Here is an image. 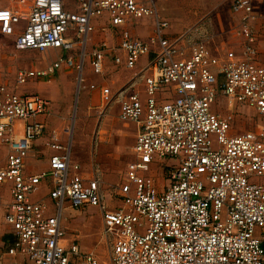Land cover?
Instances as JSON below:
<instances>
[{
  "label": "built area",
  "instance_id": "2783aa9c",
  "mask_svg": "<svg viewBox=\"0 0 264 264\" xmlns=\"http://www.w3.org/2000/svg\"><path fill=\"white\" fill-rule=\"evenodd\" d=\"M70 1L76 10L69 0L0 6V30L15 36L14 47L63 53L44 68H19L16 84L53 79L63 66L82 70L87 58L102 75L110 55L129 69L148 57L118 89L101 88L103 107L118 103L120 118L137 126L133 159L108 194L98 171L87 176L72 162L71 142L56 129L47 131L49 100L0 84V147H7L0 184H10L4 219L12 229V264H101L69 236L66 204L100 209L110 264H264V122L232 135L233 113L216 109L225 98L230 108L250 106L264 119L255 3L233 1L240 46L220 56L211 52L213 35L204 27L170 33L157 0ZM101 17L108 29L120 30V42L103 41L89 53L93 20ZM147 17L155 20L149 37L127 28ZM44 139L49 167L29 172V154ZM47 180L52 205L33 197Z\"/></svg>",
  "mask_w": 264,
  "mask_h": 264
},
{
  "label": "rangeland",
  "instance_id": "374dc122",
  "mask_svg": "<svg viewBox=\"0 0 264 264\" xmlns=\"http://www.w3.org/2000/svg\"><path fill=\"white\" fill-rule=\"evenodd\" d=\"M159 6L161 15L169 21L172 31L175 33H180L189 27H204L206 30H209L206 27L207 25L205 24V21L208 24V19H210L211 16L216 15L219 16V20L223 23V27L230 26L229 28H225L227 31L236 25L235 21L232 25H230L232 19L231 15H228V0H159ZM216 9H218V11H216ZM135 22L136 20L134 23ZM141 22L142 20H137L134 27L136 28L139 24H142ZM150 30V26H145L143 24L139 28V32L143 34H146V31L148 32ZM234 30L235 29H233V33L229 32L227 38L224 36V38L221 37L220 40H218L215 39L214 36L212 37L214 40L212 44L217 47V54L220 56L225 54L223 52L236 49L240 46V40L234 36ZM100 36V32L96 33V38H100ZM12 37L15 40V36ZM14 40L11 42L12 48L10 49H7L2 44V48L0 50V64L2 65V68L5 66L4 63L9 60V57L11 59H15V54L18 52L22 53L19 61L23 64V66H29L32 62L37 66H41L44 64L45 59H48L46 54L43 55L38 50L17 49L14 47ZM258 43L261 44L260 39H258ZM6 55H8V58ZM261 60L264 64L263 56ZM89 70L91 71V68L87 63V71L89 72ZM65 71L67 72L68 70L65 69ZM3 72H5V74L8 73L7 70H3ZM3 72L1 70L0 73ZM61 72H64V70L59 71L60 74L57 73L53 81L47 82V84H54L56 82L60 88L62 97H67V100L56 99L53 100V102L51 100V102L60 106H66L63 105V103H68L69 113L67 123L70 125L71 131L73 128L78 129L82 128V126L91 129V133L94 132V145L98 144V142L104 143L106 140L104 136L107 134L114 135L115 137V146L112 151L103 153L102 156L104 160L102 163L100 160L94 159L96 158L95 148H86L83 150V153H75V159L77 161H79L78 158L81 154V156L89 158L87 165H83L86 170L90 169L93 162L99 165L103 172L104 188L108 194H110L113 190V186L120 184L124 178L123 173L126 163L132 157V144L134 143V136L130 132H128V134L120 133L119 129L124 126L118 119V106H116L117 108H114V110L110 113L107 111L105 114L101 113L99 87L101 83H107L113 90H115L120 87L127 75L124 76L123 73H120L123 74L121 79L116 78L115 72H107L102 77L93 75V79L88 80L87 83H95L98 85L95 88L96 90H90L88 86L86 88L81 87L80 80L73 82L71 79H75V77L72 76V74L66 73L67 78L63 79L61 77ZM118 76L119 75H117V77ZM23 85L20 90H34L33 84L26 86ZM238 106L240 105L230 108L226 103L219 105L221 114L233 113L234 121L232 126L234 133H242L252 130L260 121L264 122V119H261L254 109L247 107H242L240 109L241 106L239 108ZM105 126L110 127L106 128ZM97 135H100V137L97 138ZM90 157H92V159H90ZM45 183L46 182H43L42 187H44ZM41 193L42 192L38 193L37 196ZM45 193L41 196H44ZM115 202H113V204H116ZM1 205L2 202L0 201V206ZM63 218V224L67 229L69 236L78 238L81 244L80 246H82L84 250L95 252L99 256L101 264H110L111 251L110 246H107L105 240L103 239L102 219L99 208L88 207L84 210H78L66 204L63 209Z\"/></svg>",
  "mask_w": 264,
  "mask_h": 264
},
{
  "label": "crops",
  "instance_id": "0c3cea01",
  "mask_svg": "<svg viewBox=\"0 0 264 264\" xmlns=\"http://www.w3.org/2000/svg\"><path fill=\"white\" fill-rule=\"evenodd\" d=\"M229 1V7H228V15H231V23L230 25H232V23H236V25L230 29H228V31L225 28H229L230 26H222V22L219 20V16H211L210 19H208V24L205 21V25L209 31L211 32V34L214 36L215 39L220 40L221 37L227 38L229 35V32L233 33V29H236L239 25V18L238 16L233 12L232 9V4L234 0H228ZM255 5L258 8V12H259V20L256 24V35L258 37V39H260L261 44H259L257 42V62L260 65L264 64L262 63V56L264 57V0H252ZM158 6H159V0H157ZM8 4V0H0V6H4ZM69 9L71 10H76L75 5L72 4V2L69 0ZM160 7V6H159ZM216 11H218V9H216ZM166 19V18H165ZM142 20V24L143 25H147L150 26L151 30L150 31H146V34L140 33L139 32V28L141 27L142 24H139L136 28L134 27V25H136V22L134 23L135 20H133L132 22H130L127 25V28H129L133 34L139 36V37H143V38H147L149 37L152 33H153V27H154V19L153 18H143L140 19ZM93 26H94V30L93 32L90 34L89 39L87 41V47L86 50L87 52L90 53V51L95 47V45H98L99 43L106 41L111 47L117 46L120 42V30L119 29H108V23L106 22L105 17H101L98 19L93 20ZM153 28V29H152ZM170 33L174 34L175 32L172 31V28L170 27ZM100 32L101 36L100 38H96V33ZM178 33V32H177ZM235 34V33H234ZM14 35H6L4 33L1 32L0 30V50L2 48V44L3 46H5L7 49L12 48L11 46V42L14 40L13 37ZM145 36V37H144ZM235 37L238 38L237 34L234 35ZM239 39V38H238ZM257 39V40H258ZM240 40V39H239ZM15 41V40H14ZM212 41V42H211ZM210 41L209 46H210V50L211 52L214 53H218L217 47L212 44L213 43V39ZM15 46V44H14ZM226 52V51H225ZM223 52V53H225ZM40 53H42L43 55L46 54V56L48 57V59H45L44 64H42L41 66H37L35 63H31L29 66L28 65H24L22 63H20L19 59L21 58V52H18L15 54V59H11L9 57V60H7L4 64L5 66L2 68V65L0 64V72L2 70H7L8 73L5 74V72L0 73V84H8L11 88L15 89L17 92L19 93H26V92H30V93H38L40 96H42L43 98L49 100L50 102V114L49 116L46 117V123H47V131L50 132L54 129L58 130L61 132V136L62 138L65 140V142H71V146H72V152L74 153L73 158H72V162L76 163L80 166L81 168V172L87 176H91L93 172L98 171L99 172V177L102 179L103 181V188H104V179H103V172L100 169L99 165H97L96 163H92V165L90 166L89 170H86L83 165H87V161L89 160V158H85L84 156H79V161H77L75 158V153H83V150L86 148H90V149H96V158L94 159H98L101 161L104 160L103 158V153L106 152H110L113 150L114 146H115V137L114 135H105L104 137L106 138L104 143H99L94 145V132L91 133V129L86 128L85 126H82V128H78V129H74L71 131V127L70 125H68L67 123V117H68V113H69V109H68V103L63 105L66 106H60L57 105L55 103H52L53 100H67V97H62V94L60 92V88L58 86V84L55 82L54 84H47V82H52L53 79H49V80H40V79H36V80H30L27 82L26 85H30L33 84L34 85V90L33 91H28L26 89H22L20 90L22 85H17L16 84V75H17V71L19 68H32V69H41L46 67L51 61L55 60L57 57H59L61 53L59 50L57 51H50L49 53H43L40 51ZM1 54V53H0ZM223 56V55H222ZM6 57L8 58V55H6ZM148 60V57H144L141 59V61L139 62L138 66L134 69H129L126 68L125 66H121V65H117L113 59V57L110 55L107 57L106 60V67H105V71L102 75H97L95 73H93L92 68H91V62H90V58H87L85 60L84 66L82 70H79L76 67H62L59 71L64 70V72H61V77L63 79L67 78L66 73L68 74H72V76L75 77V79H71L73 82L75 81H79L80 80V85L83 88H86L87 86L90 88V90H96L95 88L97 87L98 84L95 83H87L88 80L93 79V75L95 76H104L107 72H115L116 74V78L117 79H121V77L125 75L126 79L121 83L120 87L122 85H124L128 80H130L132 77L135 76V74L139 71L140 68L143 67L144 63ZM87 63L90 65L91 71L89 70V72L87 71ZM6 67V68H5ZM68 70L67 72L65 71ZM126 72V73H124ZM59 73V72H58ZM123 73V74H120ZM60 74V73H59ZM57 75V74H56ZM117 75H119L117 77ZM129 76V77H128ZM95 84L96 87L95 88H91V85ZM23 85V86H26ZM110 86L107 83H101L100 87H99V95H100V100H101V113L105 114L107 112H112L114 110V108H117L116 106H118V119L119 121H121V124L124 126L123 128H120L119 131L120 133H124V134H128V132L132 133L134 136V140H133V144H135V140H136V132H137V126L135 123L131 122V121H125L122 120L120 118V113H121V107L118 103H114L113 105H111L108 108L103 107L102 105V97H101V88L103 86ZM111 87V86H110ZM119 88V87H118ZM117 88V89H118ZM140 91L142 92V95L144 94V88L143 85H140L139 87ZM116 90V89H115ZM144 96V95H143ZM52 100V102H51ZM66 103V102H65ZM226 103L225 98H220V102L219 104L216 106V109L220 112V108L219 105H222ZM241 106V107H240ZM238 106V108L240 107V109L242 107H247V108H252L250 106H246V105H240ZM237 107V106H236ZM253 109V108H252ZM107 111V112H106ZM255 111V109H254ZM256 112V111H255ZM62 116H61V115ZM107 125V123H106ZM106 128H109L108 126H105ZM66 129H70L69 133H65ZM118 130V129H117ZM249 131V130H248ZM232 135H237V134H241V133H234L233 131V126H232ZM246 132V131H245ZM243 133V132H242ZM96 136V134H95ZM100 135H97V138H99ZM132 144V146H133ZM94 145V146H93ZM78 152H77V151ZM6 154H7V147H0V165H3L5 163V159H6ZM50 155H51V151L48 149L47 144H46V139L44 140H40L38 141L34 146L32 151L29 154L28 157V169L29 172H33V173H38L42 170H45L49 167V159H50ZM90 159H92V157H90ZM133 159V155L132 157L127 161L126 163V167L127 164L130 160ZM126 167L123 173V176L125 178V171H126ZM124 178L122 179V182L124 181ZM46 182L44 184V187H42V184L39 186L38 191L34 194V199L36 200H44L47 201L49 204L52 205V201L49 198V193L51 190V183L49 180L44 181ZM121 182V183H122ZM105 189V188H104ZM42 192L39 196H37L38 193ZM46 192V193H45ZM105 192L106 189H105ZM45 193L44 196H41ZM108 193V192H107ZM11 193H10V184L6 183V184H0V201L2 202V205L0 206V264H12L13 262V258L7 254V249L8 246L12 244V240H13V235L11 234L12 229L11 227L5 223V214H6V207L7 205L10 203L11 201ZM117 201V200H115ZM111 202V205H116L113 204V202ZM116 203V202H115ZM86 209V208H85ZM80 210V209H78ZM83 210V209H82ZM100 216H101V212H100ZM64 219V218H62ZM102 219V216H101ZM64 225V224H63ZM103 226V224H102ZM65 227V226H64ZM76 238V237H75ZM83 248V247H82Z\"/></svg>",
  "mask_w": 264,
  "mask_h": 264
}]
</instances>
